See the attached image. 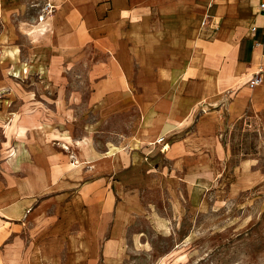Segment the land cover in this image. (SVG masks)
Instances as JSON below:
<instances>
[{
  "label": "rangeland",
  "instance_id": "1",
  "mask_svg": "<svg viewBox=\"0 0 264 264\" xmlns=\"http://www.w3.org/2000/svg\"><path fill=\"white\" fill-rule=\"evenodd\" d=\"M0 50V264H264V109L161 133L135 101L107 111L75 65Z\"/></svg>",
  "mask_w": 264,
  "mask_h": 264
},
{
  "label": "crops",
  "instance_id": "2",
  "mask_svg": "<svg viewBox=\"0 0 264 264\" xmlns=\"http://www.w3.org/2000/svg\"><path fill=\"white\" fill-rule=\"evenodd\" d=\"M261 1L0 0V48L16 58L13 48L28 47L22 63L75 65L62 72L97 81L94 93L106 100L107 111L135 101L148 120L155 115L161 121L149 123L157 132L178 127L168 120L182 123L203 112L184 126L204 136L218 127L222 111L237 117L249 108L264 109ZM259 67L262 79L250 85ZM11 122L8 137L17 127L23 139L26 126L18 127L17 114ZM18 148L16 170L26 151Z\"/></svg>",
  "mask_w": 264,
  "mask_h": 264
},
{
  "label": "built area",
  "instance_id": "3",
  "mask_svg": "<svg viewBox=\"0 0 264 264\" xmlns=\"http://www.w3.org/2000/svg\"><path fill=\"white\" fill-rule=\"evenodd\" d=\"M260 8L264 10V0H262V1L260 2ZM49 10H50V9H47V10L45 11L46 13H42V14H40V15H39V18H41V17L44 16L45 14H48V13H49ZM205 21H206V17H205V19H204V22H205ZM261 71H262V67H259V68L255 71V73L251 76V78H250V80H249L250 85H253V84L258 83L259 81H261V79H262ZM162 139H163V138H159L158 141H161Z\"/></svg>",
  "mask_w": 264,
  "mask_h": 264
},
{
  "label": "bare ground",
  "instance_id": "4",
  "mask_svg": "<svg viewBox=\"0 0 264 264\" xmlns=\"http://www.w3.org/2000/svg\"><path fill=\"white\" fill-rule=\"evenodd\" d=\"M45 15H46V14H45ZM45 15L42 16L41 18H39V21H44V20L46 19Z\"/></svg>",
  "mask_w": 264,
  "mask_h": 264
}]
</instances>
